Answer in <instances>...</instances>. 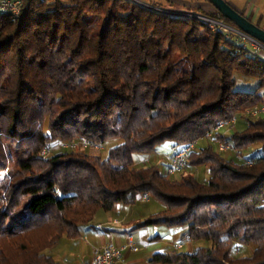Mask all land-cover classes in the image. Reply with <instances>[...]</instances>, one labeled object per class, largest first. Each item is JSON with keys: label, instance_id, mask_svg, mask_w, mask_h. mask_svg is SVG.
<instances>
[{"label": "trees", "instance_id": "obj_1", "mask_svg": "<svg viewBox=\"0 0 264 264\" xmlns=\"http://www.w3.org/2000/svg\"><path fill=\"white\" fill-rule=\"evenodd\" d=\"M182 13L235 26L216 9L171 0H26L16 20L0 11V264H62L51 251L63 238L145 193L165 209L139 227H187L184 237L207 243L151 263L264 264V117L230 136L239 150L260 144L252 165L212 145L189 163L209 168L205 182L140 164L264 104V60ZM72 139L120 143L107 158L42 155ZM235 243L251 254L234 256Z\"/></svg>", "mask_w": 264, "mask_h": 264}, {"label": "crops", "instance_id": "obj_2", "mask_svg": "<svg viewBox=\"0 0 264 264\" xmlns=\"http://www.w3.org/2000/svg\"><path fill=\"white\" fill-rule=\"evenodd\" d=\"M145 2H158L166 4L168 0H144ZM179 5L195 4L203 6L208 11L215 10L213 5L207 0H171ZM235 9L245 15L247 18L264 29V0H226ZM264 50L261 52V54ZM261 58L264 60V57ZM170 143L163 144L158 151L148 157H141L140 164L143 166L150 165H163L167 166L170 163ZM260 144H255L247 149L246 155H251L253 152L260 150ZM154 157V158H152ZM228 158H232L231 154L226 155ZM147 161V162H146ZM188 167V172L190 173ZM210 178V177H209ZM209 180V179H208ZM205 180V181H208ZM204 181V182H205ZM152 199V198H151ZM144 201L142 203H150ZM137 202V201H136ZM135 204H117L116 207L109 212H98L94 227L86 229L81 237L85 240L90 238H99L100 243H95L90 248L89 255H86L85 251L79 246V242H72L71 247L76 250L75 262L76 264H89L93 258L94 252L97 248H102L107 244H114L117 247L124 248L130 242H133L138 248V251H132L129 249H123L122 259L119 264H153L151 263V257L159 252H167L174 250L172 248L175 243H182V248L178 251H182L186 248V252L192 253L198 247L207 245L204 241H192L187 237V227H174L169 228L164 225H154L147 227H139V224L152 215L157 214L155 210L148 211L140 208H135ZM155 211V212H154ZM179 238L176 240V238ZM76 241V239H74ZM138 243V244H137ZM140 245V246H139ZM100 246V247H99ZM56 247V246H55ZM246 249V248H245ZM251 250V248H249ZM53 250L51 253L53 254Z\"/></svg>", "mask_w": 264, "mask_h": 264}, {"label": "built area", "instance_id": "obj_3", "mask_svg": "<svg viewBox=\"0 0 264 264\" xmlns=\"http://www.w3.org/2000/svg\"><path fill=\"white\" fill-rule=\"evenodd\" d=\"M26 0H0V11L9 13L12 15L13 20L19 18L24 3ZM182 18H197L205 26L210 28L213 32L220 34L230 44L245 49L246 51L261 57V52L264 50V45L251 37L250 35L242 32L235 26L230 25L224 19H215L209 16H198L196 14L182 13L179 14ZM239 117L244 119H253L258 117H264V104H257L251 108H248L242 112H239L234 117L228 120H221L213 129L210 131L206 138L211 142H214L217 146V153L222 156L232 154L233 157L239 161L248 165H252L256 162L255 159H249L250 155H246L244 150H239L230 139V133L235 129ZM224 130L222 133L221 131ZM199 140H195L188 143H173L170 146V163L166 166L165 174L169 177L175 175L184 174L190 163L192 154L197 152ZM99 145L87 139H72L67 141L55 142L48 146L42 155L47 157L56 150L67 149L76 150L79 148L89 149L98 147ZM147 162V161H146ZM151 196L147 193L140 195L137 201H149ZM182 243L173 244L174 250L182 248ZM129 249L132 251H138L139 248L130 242L124 248L117 247L114 244H107L102 248H97L94 252L93 258L89 264H119L122 259L123 249ZM234 252L240 254L243 252V247L238 243L234 245Z\"/></svg>", "mask_w": 264, "mask_h": 264}, {"label": "rangeland", "instance_id": "obj_4", "mask_svg": "<svg viewBox=\"0 0 264 264\" xmlns=\"http://www.w3.org/2000/svg\"><path fill=\"white\" fill-rule=\"evenodd\" d=\"M209 12V11H208ZM204 16H208V15H204ZM235 28H237L235 26ZM262 57H264V52L261 54ZM236 77L238 78V86L239 88L244 85V82H242L243 80V76L241 74H236ZM242 78V79H240ZM251 83L248 86H252L251 88H247L246 90H255V88L258 85V82L255 79H248ZM247 125V121L244 118L239 117L237 125L235 127V129L233 130L232 133H230L229 135L232 136L233 134H235L237 131H242L245 126ZM224 130L221 131V133ZM118 143H120V141H110L107 142L103 145H99L98 147H93V148H89V149H83V148H79L76 149L77 151H83L92 155H99L103 158H107L109 155V151L112 147H114L115 145H117ZM207 145H212V147L214 148L215 151H217V146L214 142H211L209 139L202 138L199 141V145H198V149H200L201 147L207 146ZM63 150V149H61ZM59 150H56L55 152H57ZM244 153L246 154L247 151L244 150ZM232 155V154H231ZM233 156V155H232ZM154 158V157H152ZM148 166V163H147ZM159 168L161 169V171L163 173L166 172L167 167L163 166V165H159ZM190 173L194 174L198 180L204 182L205 180H208L210 177V172H209V168L207 166H198V167H193L190 168ZM188 172V170H187ZM7 176V172H0V181H3ZM178 175L175 176H171V178H177ZM144 201H140L138 200L136 202L135 208H140L142 210H148V211H152L155 210L157 212V214H159L160 212H162L165 209V205L160 202L159 200H156L154 198L151 199L150 203H142ZM154 211V212H155ZM101 212V211H100ZM105 212V211H103ZM156 215V214H155ZM179 238L177 237L176 240H178ZM72 242H79L77 244H79V246H81V248L85 251L86 255H89L90 252V248L92 247V245H94L95 243H100L99 238H95L92 239L90 238L89 240H85L84 237H79L76 239V241L74 239H69V238H63L62 241L56 246L54 247L52 250L53 252V256L60 261L62 264H76L75 262V257L77 255L75 248L69 246L72 244ZM138 244V243H137ZM140 246V245H139ZM100 247V246H99ZM186 248H184L182 251H185ZM251 254V250L249 248H243V252L240 254H236L234 252V256L236 257H242V256H248Z\"/></svg>", "mask_w": 264, "mask_h": 264}, {"label": "water", "instance_id": "obj_5", "mask_svg": "<svg viewBox=\"0 0 264 264\" xmlns=\"http://www.w3.org/2000/svg\"><path fill=\"white\" fill-rule=\"evenodd\" d=\"M218 12L230 20L242 32L250 35L264 45V29L249 20L226 0H209Z\"/></svg>", "mask_w": 264, "mask_h": 264}]
</instances>
